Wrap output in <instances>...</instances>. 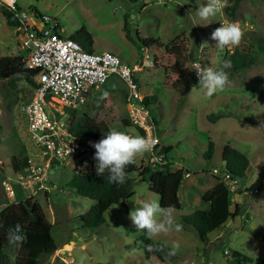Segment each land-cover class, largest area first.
I'll return each instance as SVG.
<instances>
[{
    "label": "rangeland",
    "instance_id": "1",
    "mask_svg": "<svg viewBox=\"0 0 264 264\" xmlns=\"http://www.w3.org/2000/svg\"><path fill=\"white\" fill-rule=\"evenodd\" d=\"M231 1L227 0V5ZM207 2L16 0L22 9L56 18L61 36H69L83 27L91 37V51H111L128 65L138 62L146 53L148 64L134 72L139 90L144 95L157 97L147 108L155 118L153 128L161 145L170 146L167 153L170 167H181L183 172H189L178 186L180 205L173 213L174 222L182 226L181 230L173 229L150 238L168 244L170 251L173 244L179 242L174 258L165 256L161 260L154 254H144L140 234L148 235L137 231L129 219L130 211L145 202L158 201V194L148 189L146 177H137L132 182V193L123 203H112L103 211L101 224L85 227L79 223L77 215L83 213L93 199L66 185L80 167L79 159L82 168L96 170L95 149L89 145L80 158H69L49 174V181L56 189L32 196L45 217L51 220V235L59 246L42 256L38 264H236L232 258L234 250L241 254L239 264L260 263L264 259V100L257 94V86L264 76V0H238L231 11L224 8L223 15L205 21L197 15V10ZM1 6L0 0V55L24 54L14 27L5 23ZM225 20L239 22L244 29V38L237 49L246 46L251 39L249 34L260 37L263 46L250 47L254 62L248 66L229 72L224 69L229 74V86L208 96L206 90L200 89L194 65L221 68L225 56L223 49L211 39V33ZM123 21L131 38L124 34ZM174 36L181 38V45L188 53L189 72L183 79L164 69L172 60V54L164 45ZM138 37L141 40L153 37L157 43L144 45ZM205 42L207 45L201 46ZM125 90L124 82L110 74L102 86L89 92L88 102L74 110L63 108L62 112L72 119L85 112L100 128L140 135L129 120ZM105 91L109 95L101 99ZM30 94L31 88L24 81L11 86L0 78V180L5 175L13 176L9 164L12 156L28 157L37 153L20 110ZM209 141L212 146L206 157ZM226 143L248 158L245 176L239 178L235 190L253 186L257 189L237 195L229 192L230 206L237 202L238 225L234 226V218L228 217V221L208 231L206 239L201 240L195 229L181 220V215L206 206L201 193L215 180L211 168L223 169L220 152ZM154 162L146 153L137 157L135 164L151 166ZM24 193L16 190V198ZM12 200L14 198L6 196L0 185V209ZM15 252V248L7 250V264H15Z\"/></svg>",
    "mask_w": 264,
    "mask_h": 264
},
{
    "label": "trees",
    "instance_id": "2",
    "mask_svg": "<svg viewBox=\"0 0 264 264\" xmlns=\"http://www.w3.org/2000/svg\"><path fill=\"white\" fill-rule=\"evenodd\" d=\"M237 1L232 0L226 9L231 11ZM16 6L19 7L17 4ZM1 14L4 16L6 24L10 26L17 25V17L6 4H2ZM122 27L126 37L131 38L125 21H123ZM248 36L251 39L247 41L244 48H234L232 51H228L226 48L223 49L224 60H230L232 63L230 69H225L227 72L246 67L254 62L250 47L255 44L258 48H262L263 40L251 34ZM69 37L77 41L82 48L90 50L91 37L83 27L75 30ZM138 40L144 45L157 43V39L153 37H146L142 40L138 37ZM164 47L173 55L172 60L164 66V69L183 79L184 75L189 72V66L188 53L185 47L181 45V38L174 36L167 41ZM36 72L37 69L25 66L23 54L0 55V78L5 79L11 86H14L18 81H24L32 88L35 85L34 76ZM257 94L264 100V76L257 86ZM156 100L155 94H147L143 96L141 102L147 107L151 103L156 102ZM86 102H88L87 99L84 103ZM148 114L150 115L149 109ZM154 120L155 118L152 115L151 122L156 123ZM69 131L75 136L99 142L104 138V135L108 134L109 129L98 127L89 114L82 112L76 118H71ZM140 132H142L141 129ZM211 146L212 143L209 141L206 157L210 155ZM169 150V145H161V159H167ZM26 158L27 156H12L9 160L10 167L13 170L19 169L25 164ZM220 158L223 162V169L227 170L232 177L242 178L245 176V169L248 165V158L245 153L226 143L221 148ZM78 161L80 167L70 177L66 186L72 188L80 195L93 199L91 205L83 213L77 215L79 223L85 227H95L101 224L104 220L103 211L110 204L118 201L123 203L124 199L132 193V182L138 179L137 177H140V179L147 178L148 189L158 194L157 202L162 207L173 206L178 208L180 205L177 189L183 177V170L181 167L172 169L170 161L166 163L157 161L153 166L131 164L125 168L126 181L122 185L110 183L107 172L102 177L98 176L96 170L82 168L81 160L79 159ZM228 193L229 191L223 186L221 181L214 182L201 193V199L206 202V206L181 215V220L191 225L200 239L205 240L208 231L222 225L228 217H233L238 212L236 204L233 210L230 211ZM17 223L21 225L23 232L27 235L26 242L20 246L10 245L7 240L9 227H13ZM50 230L51 222L45 217L40 204L33 200L32 197L16 198L6 203L0 209V264H7V250L11 248L16 249L13 263L38 264L42 256L48 255L58 248ZM140 239L143 242L142 248L145 255L154 254L161 260L165 256L174 258L173 255H170L171 251L168 244L152 241L145 234H140ZM149 246H152V251H149ZM232 258L236 264H239L241 259L240 252L234 250ZM255 264H264V259H261L260 263Z\"/></svg>",
    "mask_w": 264,
    "mask_h": 264
},
{
    "label": "built area",
    "instance_id": "3",
    "mask_svg": "<svg viewBox=\"0 0 264 264\" xmlns=\"http://www.w3.org/2000/svg\"><path fill=\"white\" fill-rule=\"evenodd\" d=\"M1 3L6 4L17 17L18 23L13 27L24 51L25 66L37 69L30 97L20 105L37 153L28 156L19 169L11 168V178L7 175L1 178L0 185L6 196L16 199V190H22L25 193L20 198L24 199L56 189V185L49 181V174L69 158H80L90 141L98 142L71 134V118L62 109L73 110L84 104L89 92L102 86L110 74H115L125 84L124 102L129 105V120L134 130L142 137L157 141L153 152L149 153L155 160L151 166L157 161L169 162L168 159H161V143L148 109L141 102L144 94L135 80L134 72L149 62L146 53L138 62L128 65L111 51L86 50L69 36L59 35L58 21L54 17L17 7L16 0H1ZM225 22L229 21L219 22L218 27ZM126 134L130 135L129 132ZM211 173L215 181H221L229 192L244 194L257 189L253 186L235 190L239 178L232 177L225 169L212 167ZM188 174L187 170L183 172V176Z\"/></svg>",
    "mask_w": 264,
    "mask_h": 264
},
{
    "label": "clouds",
    "instance_id": "4",
    "mask_svg": "<svg viewBox=\"0 0 264 264\" xmlns=\"http://www.w3.org/2000/svg\"><path fill=\"white\" fill-rule=\"evenodd\" d=\"M226 7L227 0H208L207 4L198 8L197 15L200 19L207 21L217 15H223V10ZM220 25L211 33V39L217 42L216 46L220 49L238 47L245 35L241 24L225 22ZM203 45H207V43L205 42L201 46ZM231 67L230 60H224L219 70L200 64L194 65L200 89L206 90L208 96H212L218 91H224L230 84L229 74L224 69ZM108 95L107 91L103 92L101 99L107 98ZM89 143L95 149L93 159L97 161L95 165L97 175L102 177L107 172L110 183L122 185L126 181L125 168L134 164L137 157L152 153L157 141L151 137L130 136L125 132L111 129L99 142L90 141ZM174 211L173 206L162 207L156 201L145 202L142 207L129 212V219L137 231H144L151 238L161 233H168L173 229L181 230L182 226L174 222ZM7 240L10 245L20 246L26 242L27 235L23 232L21 225L17 223L15 226L9 227ZM179 247V242L174 243L170 255H175ZM152 250V246H149V251Z\"/></svg>",
    "mask_w": 264,
    "mask_h": 264
},
{
    "label": "crops",
    "instance_id": "5",
    "mask_svg": "<svg viewBox=\"0 0 264 264\" xmlns=\"http://www.w3.org/2000/svg\"><path fill=\"white\" fill-rule=\"evenodd\" d=\"M142 49H143V51H145V50H146V48H145V47H144V48H142ZM143 55H144V54H143ZM143 55H141V56H143ZM141 56H140V57H141ZM140 57H139V58H140ZM171 57L173 58V55H172ZM147 59H148V58H147ZM135 80H136V77H135ZM136 83H137V85H138V81H136ZM103 84H104V83H103ZM154 84H155V83H154ZM124 94H125V93H124ZM125 104L127 105V108L129 109V105H128L127 103H125ZM133 130H134V127H133ZM134 131H135V130H134ZM135 132H136V131H135ZM245 171H246V169H245ZM214 182H216V181H215V180H213V182H211V183H210V185H212ZM210 185H209V186H210ZM205 189H206V188H205ZM205 189H204V190H205ZM236 195H237V194H236ZM33 198H34V196H33ZM235 204L237 205V202H236ZM235 204H233V207H231V206L229 205V209L231 210V208H232V210H233V208H234V205H235ZM232 210H231V211H232ZM236 215L238 216V219H237V221L239 222V220H240V217H239V215H238V214H236ZM234 217H235V215L233 216V218H234ZM230 220H231V217H230ZM49 221L51 222V220H49ZM226 221H228V219H226ZM58 247H59V246H58ZM223 249H224V248H223ZM7 255H8V253H7Z\"/></svg>",
    "mask_w": 264,
    "mask_h": 264
},
{
    "label": "water",
    "instance_id": "6",
    "mask_svg": "<svg viewBox=\"0 0 264 264\" xmlns=\"http://www.w3.org/2000/svg\"><path fill=\"white\" fill-rule=\"evenodd\" d=\"M51 171V170H50ZM237 219H238V216L237 215H235V217H234V226H237L238 225V221H237ZM62 250V249H61Z\"/></svg>",
    "mask_w": 264,
    "mask_h": 264
}]
</instances>
